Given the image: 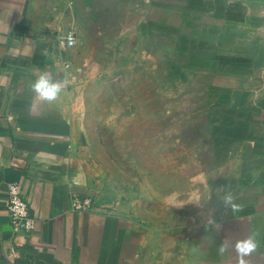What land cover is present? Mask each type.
I'll return each mask as SVG.
<instances>
[{
  "label": "crops",
  "instance_id": "obj_1",
  "mask_svg": "<svg viewBox=\"0 0 264 264\" xmlns=\"http://www.w3.org/2000/svg\"><path fill=\"white\" fill-rule=\"evenodd\" d=\"M102 13L121 14L116 35L99 30ZM166 13L198 61L189 76L204 77L201 90L240 111L230 124L236 155L249 161L247 203L258 209L237 219L264 237V0H0V264H164L162 247L150 249L154 229L131 208L74 209L75 198L91 199L92 134L69 83L52 102L38 99L31 83L41 71L69 81L80 44L151 43L149 32L169 26ZM90 16L93 35H81ZM13 182L37 217L33 234H16L9 222Z\"/></svg>",
  "mask_w": 264,
  "mask_h": 264
},
{
  "label": "rangeland",
  "instance_id": "obj_2",
  "mask_svg": "<svg viewBox=\"0 0 264 264\" xmlns=\"http://www.w3.org/2000/svg\"><path fill=\"white\" fill-rule=\"evenodd\" d=\"M102 16L106 27L98 29L116 35L121 14ZM165 22L164 31L149 32V44H80L72 56L69 84L96 149L90 197L141 215L164 264H239L235 244L253 234L237 217L258 209L247 203L249 161L236 155L230 124L240 111L201 90L204 77L189 76L198 61L170 27L173 13ZM83 34L93 35L91 16ZM255 238L245 264L264 261V237Z\"/></svg>",
  "mask_w": 264,
  "mask_h": 264
},
{
  "label": "built area",
  "instance_id": "obj_3",
  "mask_svg": "<svg viewBox=\"0 0 264 264\" xmlns=\"http://www.w3.org/2000/svg\"><path fill=\"white\" fill-rule=\"evenodd\" d=\"M76 44L75 35H69L67 45L73 47ZM8 188V218L16 234H33L37 228V217L32 212L31 205L24 199L19 182L10 183ZM93 208L91 199H74L76 211H90Z\"/></svg>",
  "mask_w": 264,
  "mask_h": 264
},
{
  "label": "clouds",
  "instance_id": "obj_4",
  "mask_svg": "<svg viewBox=\"0 0 264 264\" xmlns=\"http://www.w3.org/2000/svg\"><path fill=\"white\" fill-rule=\"evenodd\" d=\"M69 81L67 79H56L48 71H41L38 76L31 83V90L40 100L52 102L55 101ZM232 197L230 195L225 197V201L230 202ZM258 248V242L255 235L248 236L245 239L238 240L235 244V249L240 256L239 264H245L243 257L255 252ZM221 247V251H223Z\"/></svg>",
  "mask_w": 264,
  "mask_h": 264
}]
</instances>
